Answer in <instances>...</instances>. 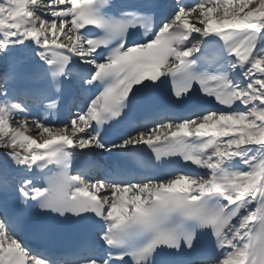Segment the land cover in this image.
Here are the masks:
<instances>
[{"label": "snow or ice", "instance_id": "1", "mask_svg": "<svg viewBox=\"0 0 264 264\" xmlns=\"http://www.w3.org/2000/svg\"><path fill=\"white\" fill-rule=\"evenodd\" d=\"M0 264H264V0H0Z\"/></svg>", "mask_w": 264, "mask_h": 264}]
</instances>
